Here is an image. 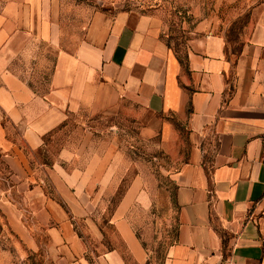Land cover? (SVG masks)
Listing matches in <instances>:
<instances>
[{
    "label": "crops",
    "instance_id": "crops-1",
    "mask_svg": "<svg viewBox=\"0 0 264 264\" xmlns=\"http://www.w3.org/2000/svg\"><path fill=\"white\" fill-rule=\"evenodd\" d=\"M209 11L190 6L194 22L179 58L160 38V23L151 15L96 11L80 35L69 38L62 33L56 0H0V111L28 148L37 147L65 113L111 93L162 116V134L183 137L185 144L174 178L175 235L162 264H264V0L248 6L235 50L216 9ZM63 36L65 48L59 45ZM34 41L52 55L43 94L11 70ZM0 154L12 188L44 227L54 264H129L116 248L100 252L95 263L84 260L85 245L71 221L99 235L78 202L82 194L89 202L95 183L85 185L58 164L46 171L69 208L67 217L29 175L22 150L1 123ZM8 195L6 190L0 195L5 225L26 250H35L26 218ZM111 223L131 264H143L145 251L128 219L112 217Z\"/></svg>",
    "mask_w": 264,
    "mask_h": 264
},
{
    "label": "rangeland",
    "instance_id": "rangeland-1",
    "mask_svg": "<svg viewBox=\"0 0 264 264\" xmlns=\"http://www.w3.org/2000/svg\"><path fill=\"white\" fill-rule=\"evenodd\" d=\"M251 1L56 0V3L62 33L69 38L80 35L88 17L96 11L110 16L119 11L154 16L160 23V38L182 58L194 22L188 12L190 6L201 5L204 12L214 7L220 22L229 30L227 39L233 40L229 48L235 50L234 39L245 22ZM64 37L59 41L62 48L68 46ZM33 45L29 54L18 55L13 60L11 70L35 93L43 94L48 88L52 55L46 52L43 42L34 41ZM103 98L88 107L65 113L63 121L45 133L34 148L20 141L17 126L1 111L0 123L6 137L16 141L22 150L29 175L67 217H72L69 208L47 180L46 171L58 164L64 170L75 171L85 185L95 183L89 202L82 193L78 202L87 210L85 217H91L99 235L90 236L84 232L83 222L71 221L85 245L84 260L95 263L94 258L100 252L116 248L131 264L111 223L112 217H126L145 251L143 264H162L176 229L174 178L184 160L183 137L174 140L164 136L162 116L125 97L111 93ZM10 179L0 154V195L3 190L9 193L8 197L20 209V217L26 218V226L38 248L26 250L5 225L0 212V264H54L56 254L48 249L44 227L34 221L35 214L16 188H12ZM31 186L33 182L28 180L27 187Z\"/></svg>",
    "mask_w": 264,
    "mask_h": 264
},
{
    "label": "trees",
    "instance_id": "trees-1",
    "mask_svg": "<svg viewBox=\"0 0 264 264\" xmlns=\"http://www.w3.org/2000/svg\"><path fill=\"white\" fill-rule=\"evenodd\" d=\"M167 45V44H166ZM180 61H181V59H180Z\"/></svg>",
    "mask_w": 264,
    "mask_h": 264
}]
</instances>
